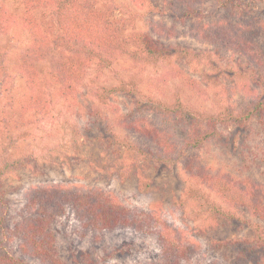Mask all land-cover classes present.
I'll use <instances>...</instances> for the list:
<instances>
[{
    "label": "rangeland",
    "instance_id": "374dc122",
    "mask_svg": "<svg viewBox=\"0 0 264 264\" xmlns=\"http://www.w3.org/2000/svg\"><path fill=\"white\" fill-rule=\"evenodd\" d=\"M236 1L222 6L199 0L201 18L182 22L175 0H95L93 27H122L121 50L98 33L88 42V50L105 56L101 65L81 44L56 46L51 38L35 54L23 0H0L15 20L0 33V264H45L22 251L13 229L25 216L27 193L52 185L97 188L130 207L156 212L196 246L187 264H229L225 256L234 259L244 249L242 264H264V220L184 168L192 157L213 173L253 183L264 200V111L256 108L264 100L263 71L231 47L192 35L193 28L219 20L242 30L251 25L246 32L264 53V31L254 26L264 16V1L242 0L239 15ZM157 26L173 28L176 36L160 34ZM137 32L173 54L134 62L130 36ZM75 56L78 75L66 82L59 69ZM137 118L154 124L155 136L127 126ZM210 119L218 121L216 135L198 148L188 146L191 128L204 130ZM13 159L22 165L2 173L4 162ZM203 195L220 210L215 219L207 212L195 216ZM51 225L64 264L154 263L160 253L153 235L133 228L83 236L69 208ZM214 240H236L240 247H214Z\"/></svg>",
    "mask_w": 264,
    "mask_h": 264
},
{
    "label": "trees",
    "instance_id": "16d2710c",
    "mask_svg": "<svg viewBox=\"0 0 264 264\" xmlns=\"http://www.w3.org/2000/svg\"><path fill=\"white\" fill-rule=\"evenodd\" d=\"M175 1L182 7V14L179 16L182 22L190 17L201 18L202 11L198 8L199 0ZM217 1H221L222 6H227L230 2V0ZM241 4H243L242 0H237L236 4L234 3L238 15L241 14ZM23 6L26 10L24 22L30 26L36 46L35 54L41 53L42 48L50 38L56 46L68 42H73L74 45L81 44V48L88 55L95 54L98 56L100 64L101 60L106 59L105 56H100V53L94 48L89 47L90 49H87L88 42L92 39L97 40L100 37L104 41L106 39L109 46L113 44L115 48L123 49L120 39L121 26L116 25L115 22H109L103 30L93 27L91 18L97 16L95 0H23ZM13 22L15 20L11 12L5 6L0 5V33L8 31L9 25ZM37 22L43 23L44 28H41ZM254 22V26L258 27L259 31H264V16L263 18H256ZM156 29L160 34L167 37L176 36L173 28L157 26ZM247 29L250 33L252 26L247 25L246 29L242 30L239 25L219 20L215 24L204 23L196 29L193 28L192 35L215 44L222 43L247 56L260 71H263L262 79L264 81V53L254 43L251 35L246 32ZM105 30L108 33L106 37ZM91 31L95 34H91ZM97 33L98 37L96 36ZM93 36L97 38H92ZM130 40L136 44V48L129 52L130 58L134 62H158L173 54V51L157 47L153 39L142 32L132 34ZM78 60L79 58L75 56L70 58L68 63L63 62L61 64L59 74H64L66 82L69 76L77 77L80 64ZM65 87L71 88L72 86L68 82ZM66 91L69 92V90ZM257 107L260 111H264V100L258 101ZM208 123L209 126L204 130H201L198 125L196 128H191L188 146L198 148L202 143L216 135L218 121L210 119ZM127 126L141 135L155 136V125L145 118L133 119ZM165 143H167L166 140L163 144L165 145ZM166 160L169 159L164 158V161ZM22 161L21 159L5 161L2 173L4 170L20 167ZM184 168L191 177L202 181L205 186L221 194L227 202L235 205H247L252 213L264 220V200L260 197L259 190L253 187V183L246 186L227 174L213 173L210 168L195 163L192 157L186 161ZM202 198L204 195L199 199L198 206H196V217L199 218L207 212V217L215 219L217 215L221 214L215 204ZM68 208L78 220L81 232H84H82L83 236L89 232H100L101 234L104 231L124 228H133L153 235L160 248L158 259L154 263L142 264H187L191 259L193 250L195 251L194 248H196L194 243L188 240L179 229L174 228L152 210L130 207L120 202L112 194L97 188L86 189L81 186L52 185L37 186L27 193L25 216H22V219L15 224L13 229V234L19 235L22 239L20 244L22 251L37 257L45 264H64L59 259L55 249V238L51 224L57 217L64 215ZM224 215L227 216L228 214L224 213ZM214 241V247L231 245L240 247L236 240ZM249 241L251 240L249 239ZM247 251L248 249L241 250L234 259L231 256H225V259L229 264H242L245 261L242 259L248 257L245 255L240 258V255L246 254ZM13 259L14 262L18 261L17 258ZM210 264L218 263L211 262Z\"/></svg>",
    "mask_w": 264,
    "mask_h": 264
}]
</instances>
